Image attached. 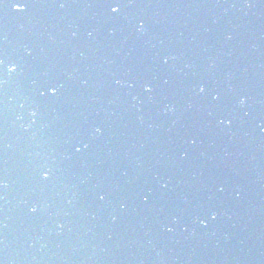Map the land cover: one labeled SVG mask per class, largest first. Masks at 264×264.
<instances>
[{
  "label": "snow or ice",
  "instance_id": "snow-or-ice-1",
  "mask_svg": "<svg viewBox=\"0 0 264 264\" xmlns=\"http://www.w3.org/2000/svg\"><path fill=\"white\" fill-rule=\"evenodd\" d=\"M11 7L13 9V11L18 12V13H23L25 12L29 7L31 6H35L34 4L31 3V0H0V7L2 8H7V7ZM61 8L65 7V5L63 3H61L59 5ZM100 6L105 7L108 9L109 13L112 14L113 16L120 14L124 9H128V8H133V7H139L140 5L137 4L136 0H101L100 2ZM89 35H91V33H89ZM3 61H0V64H2ZM163 63H167V60H163ZM16 69V65H12L8 68V71H15ZM64 86L62 84L59 83H55V82H49L45 85L44 90L40 93L41 96H46V95H52L55 96L57 95L60 90L63 88ZM146 91L151 92L152 91V87L146 86ZM205 88L204 87H199V92L200 93H204ZM213 101H218L219 100V96H213L212 97ZM245 101H241L240 103L243 104ZM33 115H35V113H33ZM229 123H231V121H228ZM220 123H224V120H221ZM96 132H100V129L97 128ZM193 143H195V141H193ZM87 145H85L86 147ZM81 149L80 148H76L75 151L79 152ZM41 179L42 180H48L50 177V173L45 170L42 171L41 174ZM162 187L167 188V184L162 185ZM221 192L224 191L223 188L219 189ZM99 199L101 201H103L105 199V196L101 195L99 196ZM30 211L32 213H36L38 211V207H30ZM208 216L212 219L215 220L218 216V213H214L211 209L208 210ZM201 224L206 225V221L205 220H200ZM169 231H171L172 229H168Z\"/></svg>",
  "mask_w": 264,
  "mask_h": 264
},
{
  "label": "clouds",
  "instance_id": "clouds-1",
  "mask_svg": "<svg viewBox=\"0 0 264 264\" xmlns=\"http://www.w3.org/2000/svg\"><path fill=\"white\" fill-rule=\"evenodd\" d=\"M241 101H244V99L242 98Z\"/></svg>",
  "mask_w": 264,
  "mask_h": 264
}]
</instances>
